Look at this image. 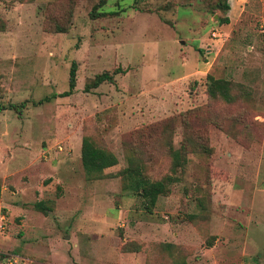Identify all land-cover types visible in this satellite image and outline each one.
Returning a JSON list of instances; mask_svg holds the SVG:
<instances>
[{
    "label": "rangeland",
    "instance_id": "rangeland-1",
    "mask_svg": "<svg viewBox=\"0 0 264 264\" xmlns=\"http://www.w3.org/2000/svg\"><path fill=\"white\" fill-rule=\"evenodd\" d=\"M99 3L0 0V255L264 264V0H106L90 17ZM85 139L116 157L103 176ZM141 178L167 189L149 209Z\"/></svg>",
    "mask_w": 264,
    "mask_h": 264
},
{
    "label": "trees",
    "instance_id": "trees-1",
    "mask_svg": "<svg viewBox=\"0 0 264 264\" xmlns=\"http://www.w3.org/2000/svg\"><path fill=\"white\" fill-rule=\"evenodd\" d=\"M106 0H100V3L95 6L94 9L90 12V17L96 18L97 16L105 15V12H96V9L100 8L103 6ZM228 0H217V5L227 11L229 9L228 6ZM224 24H228L229 21L228 19L223 20ZM200 52V50H198ZM76 71H77V64L75 62L71 63L70 70H69V77H68V90L59 94V97H67L70 96L74 88L76 86ZM121 70L117 69L114 71L113 74H109L108 72H104L102 74H99L95 76V78L92 80V82L88 85H86L85 90H89L90 88L95 89L99 87L101 84L105 82H113V75L120 73ZM210 79V85H209V92H211L212 96H215L216 94L213 95L212 89L213 87L218 84V81L214 80L213 78L209 77ZM221 95L226 98L227 95L225 91L220 92ZM178 153L180 152H174L173 155L177 156ZM81 163L82 166L85 170L86 175L88 174L89 177L92 176V174L103 176V173L105 170L114 167L117 164L116 157L113 156V154L105 153L104 151L94 148L90 142L85 139L82 142V147H81ZM136 175H139L138 172H133L130 171ZM140 186H141V196L146 199L147 203L149 206H146V209H149L153 207L156 203L157 197L162 194L167 193V189L165 187V184L163 181H158V182H150L149 180L141 178L140 180ZM37 208L40 211H43L45 208L41 204L36 205ZM3 256L0 255V260Z\"/></svg>",
    "mask_w": 264,
    "mask_h": 264
},
{
    "label": "built area",
    "instance_id": "built-area-1",
    "mask_svg": "<svg viewBox=\"0 0 264 264\" xmlns=\"http://www.w3.org/2000/svg\"><path fill=\"white\" fill-rule=\"evenodd\" d=\"M17 263L24 264L25 261L24 260L22 261L20 257L12 256V255L2 257L0 260V264H17Z\"/></svg>",
    "mask_w": 264,
    "mask_h": 264
}]
</instances>
